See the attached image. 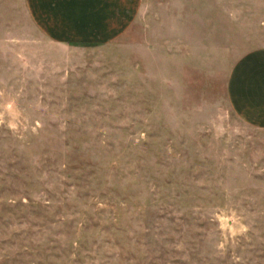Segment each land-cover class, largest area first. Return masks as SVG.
Listing matches in <instances>:
<instances>
[{"label":"rangeland","instance_id":"rangeland-1","mask_svg":"<svg viewBox=\"0 0 264 264\" xmlns=\"http://www.w3.org/2000/svg\"><path fill=\"white\" fill-rule=\"evenodd\" d=\"M264 0H144L113 44L0 0V264H264V130L232 110Z\"/></svg>","mask_w":264,"mask_h":264},{"label":"crops","instance_id":"crops-1","mask_svg":"<svg viewBox=\"0 0 264 264\" xmlns=\"http://www.w3.org/2000/svg\"><path fill=\"white\" fill-rule=\"evenodd\" d=\"M31 19L51 42L67 46L113 44L141 17L144 0H25ZM233 112L264 130V48L235 64L227 86Z\"/></svg>","mask_w":264,"mask_h":264}]
</instances>
